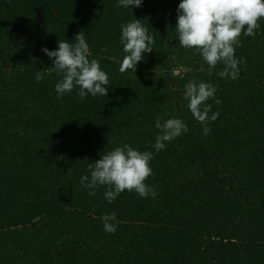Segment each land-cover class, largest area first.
I'll return each instance as SVG.
<instances>
[{
  "label": "trees",
  "instance_id": "obj_1",
  "mask_svg": "<svg viewBox=\"0 0 264 264\" xmlns=\"http://www.w3.org/2000/svg\"><path fill=\"white\" fill-rule=\"evenodd\" d=\"M180 0H0V264H264V18L241 35L239 78L221 79L181 48ZM139 19L154 37L137 70L119 71L120 26ZM83 33L109 75L108 96L56 98L61 77L41 51ZM185 70L176 76V70ZM44 79L36 82V72ZM211 82L219 118L203 125L183 98L190 80ZM161 122L183 119L187 134L151 161L145 183L109 204L80 183L89 163L130 144L151 151ZM116 213L115 234L101 217Z\"/></svg>",
  "mask_w": 264,
  "mask_h": 264
},
{
  "label": "clouds",
  "instance_id": "obj_2",
  "mask_svg": "<svg viewBox=\"0 0 264 264\" xmlns=\"http://www.w3.org/2000/svg\"><path fill=\"white\" fill-rule=\"evenodd\" d=\"M144 0H117L119 7L140 8ZM177 12L175 32L181 48L192 49L198 53L208 65L209 72L223 65L217 75L221 79L236 80L241 72L244 58H237L236 48L241 46L240 37H255L260 28L259 21L264 18V0H180ZM120 44L123 47V59L119 71L125 73L137 70V66L147 54L153 51L154 37L139 19L125 22L120 26ZM76 43L71 40L58 41L54 50L47 47L41 51L51 60L52 67L58 77L54 86L56 98L62 99L78 89L81 101L89 96H108L109 75L104 71L97 58H91L90 46L83 33L75 36ZM36 82L40 83L51 71L36 72ZM217 87L211 82L188 81L184 85L183 98L187 101V109L193 119L203 125V134L211 132L209 124L219 118V112L212 110L209 100L217 105L222 101L216 97ZM155 128L159 130L151 151H140L130 144L118 146L107 154L101 155L94 163H89L90 176L81 177L80 183L95 196L96 189L106 187L104 198L109 204L125 192H135L142 199L158 193L145 181L153 175L151 161L167 147L171 141L187 134V123L181 118H169L161 122L157 117ZM103 229L108 234H115L120 221L116 213L104 214L101 217Z\"/></svg>",
  "mask_w": 264,
  "mask_h": 264
},
{
  "label": "rangeland",
  "instance_id": "obj_3",
  "mask_svg": "<svg viewBox=\"0 0 264 264\" xmlns=\"http://www.w3.org/2000/svg\"><path fill=\"white\" fill-rule=\"evenodd\" d=\"M184 72H186V71L185 70L182 71L179 69V70H176L174 73L176 76H178V75H181V73L183 74Z\"/></svg>",
  "mask_w": 264,
  "mask_h": 264
}]
</instances>
